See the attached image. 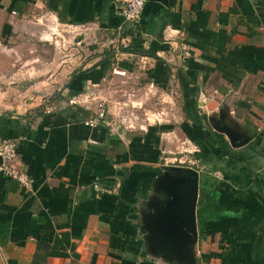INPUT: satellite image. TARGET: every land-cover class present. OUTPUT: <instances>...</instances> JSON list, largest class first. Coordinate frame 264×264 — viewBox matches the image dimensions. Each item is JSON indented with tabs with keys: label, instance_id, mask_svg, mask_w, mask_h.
I'll return each instance as SVG.
<instances>
[{
	"label": "crops",
	"instance_id": "obj_1",
	"mask_svg": "<svg viewBox=\"0 0 264 264\" xmlns=\"http://www.w3.org/2000/svg\"><path fill=\"white\" fill-rule=\"evenodd\" d=\"M125 75L168 96L169 131L130 130L109 109L88 124ZM177 138L183 151L163 149ZM4 140L33 182L0 169V264H174L148 251L140 216L161 165L198 173L197 264H264V0H145L137 21L114 0H0Z\"/></svg>",
	"mask_w": 264,
	"mask_h": 264
},
{
	"label": "water",
	"instance_id": "obj_2",
	"mask_svg": "<svg viewBox=\"0 0 264 264\" xmlns=\"http://www.w3.org/2000/svg\"><path fill=\"white\" fill-rule=\"evenodd\" d=\"M211 122L214 129L229 137L233 146L246 142L234 127L221 126L216 118ZM197 197L196 170L182 165H161L140 213L145 243L152 255L169 263L197 264Z\"/></svg>",
	"mask_w": 264,
	"mask_h": 264
},
{
	"label": "rangeland",
	"instance_id": "obj_3",
	"mask_svg": "<svg viewBox=\"0 0 264 264\" xmlns=\"http://www.w3.org/2000/svg\"><path fill=\"white\" fill-rule=\"evenodd\" d=\"M66 38H68L70 35H72V31H65ZM87 40L83 39L81 41V45H79V50L83 54H89L90 50L88 48V44L86 43ZM72 42L68 40L67 44L64 46H61L59 52L60 54L65 55L67 58V61L72 62L74 58V54L71 53V44ZM77 48V49H78ZM115 50V49H114ZM97 51H103V47H101V50ZM117 55V54H116ZM120 55H117L119 58ZM88 64V63H87ZM137 65V64H136ZM114 74V73H113ZM118 78H113V83L116 88H119L118 85H123L121 88L117 89V91L111 92L109 97L111 100L109 101L108 99L105 98H99L103 99L104 103L108 106L107 109H109V115L110 117L120 120V123H126L125 125L129 124L127 126L128 129L130 130H140L142 129L141 122H149V123H165V125H153V126H148L150 129L149 132H153L154 134L156 133L158 136L159 133L169 131L171 126H168L169 124V117L173 116L174 110H171L169 108V100H167L168 96L165 94H162L160 92H155L151 94H145L146 98H144L142 95V92L139 93L137 91V87L135 85V78H131L130 76H116ZM112 82V79H111ZM131 84L133 85L131 87ZM140 84V83H139ZM135 86V87H134ZM141 86V85H140ZM53 94H48L45 98L51 97ZM170 95V94H169ZM148 103V106H143L145 104H142L143 102L140 103V106L138 104V101L140 99H143ZM121 101V102H120ZM142 107H146V110H142ZM145 112V113H144ZM166 119V120H165ZM144 120V121H143ZM111 121V119H110ZM166 121V122H164ZM138 122V124H137ZM123 125V124H122ZM157 137V136H156ZM173 142L175 145L180 144V140L174 139V140H168L164 142L165 151L168 150L170 143ZM179 146V145H177ZM183 146V145H182ZM176 147V146H175ZM175 149V148H174ZM179 149L183 151L184 148L179 146ZM163 160L162 162H168V164L172 163V160H175L176 163L173 164H188L189 159H186L184 157H175L173 154L166 152L165 155H162Z\"/></svg>",
	"mask_w": 264,
	"mask_h": 264
},
{
	"label": "built area",
	"instance_id": "obj_4",
	"mask_svg": "<svg viewBox=\"0 0 264 264\" xmlns=\"http://www.w3.org/2000/svg\"><path fill=\"white\" fill-rule=\"evenodd\" d=\"M145 0H114L119 14L128 21H137L143 9ZM108 109L103 101L96 104L95 115L90 118L88 124L97 126L107 123ZM16 143L13 140H4L0 143V169L6 176L18 181L24 188L31 189L33 179L25 171L17 170L12 166L16 156ZM176 163L175 160L171 161Z\"/></svg>",
	"mask_w": 264,
	"mask_h": 264
}]
</instances>
